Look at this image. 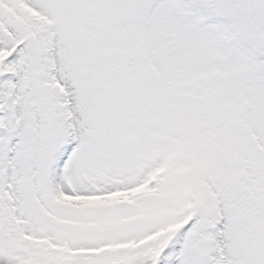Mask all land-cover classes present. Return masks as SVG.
Segmentation results:
<instances>
[{"label":"snow or ice","instance_id":"6c2138e0","mask_svg":"<svg viewBox=\"0 0 264 264\" xmlns=\"http://www.w3.org/2000/svg\"><path fill=\"white\" fill-rule=\"evenodd\" d=\"M0 264H264V0H0Z\"/></svg>","mask_w":264,"mask_h":264}]
</instances>
